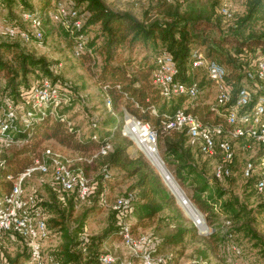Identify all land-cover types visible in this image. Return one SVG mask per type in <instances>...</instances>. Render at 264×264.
<instances>
[{"label":"trees","instance_id":"16d2710c","mask_svg":"<svg viewBox=\"0 0 264 264\" xmlns=\"http://www.w3.org/2000/svg\"><path fill=\"white\" fill-rule=\"evenodd\" d=\"M1 2L6 5L9 16L14 21L9 27L21 30L23 28L19 25L18 17L14 13L16 8H20L21 13L37 16L43 25L46 16L52 19L51 13L56 10L59 3H64L69 10L76 11L78 14L76 18L83 20L80 28H77L73 22L67 27L61 22L58 23L73 41L74 54L79 58L93 56L92 50L96 43L94 40L88 43L86 32L89 27L99 25L100 36L103 37L100 50L104 56V62L95 77L106 102L107 98L111 99L112 107H108L111 118L108 119L107 124L106 121L101 123L99 118L90 117L86 131H83V127L74 123L67 115L73 104L85 102V99L79 95L78 88L73 83L63 81L55 74L58 66L49 63L45 58L25 52L17 43L0 40V75L5 77L8 90L6 99L0 103L2 118H4L2 112L7 101H13L16 104L24 103L25 108H30L26 102V94H29L33 84L29 81L31 75H40L35 80L50 78L54 82L61 83L62 87L67 88L63 91V95L69 100L67 104L58 109V116L48 111L44 116L37 115L32 121L19 120L16 123V129H9L8 133L13 139L11 144L21 143V145L13 146L11 155L10 153L5 155L0 162V197L13 191L15 180L33 161L30 159L31 154L40 149L45 140L55 139L69 149L81 152L75 154H90L107 144L113 147V151H109L106 155H99L92 165L86 167L89 173V170L100 162V179H91L92 191L85 200L78 199L73 193L59 190L53 183L51 172L47 174L37 172L45 176L51 174L50 178L44 180L49 196L46 200L40 196L39 189L32 191L37 195L39 205H43L50 214L47 218L48 227L52 232L50 239L57 235L60 239L59 243L54 248L49 247L50 249L45 248L50 239L45 242L44 252L47 255H52L60 264H99L98 243H102V239L111 236L121 239L116 212L112 209L115 228L108 229L98 240L97 237L87 234L85 228L89 212L76 216L74 219V212L80 203L94 204L96 200L102 207L108 208L103 202L104 198L111 203L118 197H110L107 191L108 187H112L114 171H118L125 179L136 178L132 188L127 191H134L136 195L131 216L134 219L131 224V230L134 233L138 226L154 220L164 210H175L181 214L183 208L179 206L176 196L163 180L157 167L144 154L135 158L129 154L128 148L133 140L124 133L125 124L122 128L124 120L117 117L118 111L124 115L119 103L125 100L129 112L149 122L150 112L147 110L149 106L147 99H150L152 103H159L163 100L153 122L158 129V141L165 149L163 158L160 153L162 162H165H163L165 169L184 191L187 188L185 187L187 182H191L193 193L188 197L206 215L209 225H213L215 218L219 215L225 216V221H230V226L226 231L221 228L211 232L208 236H202L206 244L212 249L213 245L218 246L221 242L233 240L235 236H238L237 239L250 242L264 259V234L257 227L258 217L264 214V203H258L254 208L249 207L247 202L230 193L220 183V180L233 175L236 156L229 166L231 173H225L222 178H218L214 171L211 179L206 166H200L196 160V151L204 155L203 152L189 144L186 132L166 128V123L182 108L183 102L192 99L191 96L181 94L171 99H164L153 81V72L156 68L153 58L169 52L173 55L179 70L177 78L187 84L198 83L199 92L193 99H199L204 94L205 83L212 85V81L206 72L202 78H198L194 72L193 51L198 50L229 69L228 79L236 90L252 83L250 73L255 70V62L264 56V33H259L256 29L259 23L264 22V0H249L246 13L229 25L228 30L223 29L222 22L224 23V18L232 19L234 13L228 18L222 14L221 9L219 13H216L209 6L203 5L200 0H186L184 3L156 0L145 11L143 20L130 12L111 9L103 0H1ZM34 2L40 3V11L34 9ZM42 32V37L38 38L32 31H27L30 39L32 37L37 40L44 39L45 32ZM211 32H219V35L212 37ZM80 36H83L82 40L85 41L82 49H78ZM122 48L130 53L138 51L140 54L143 52L146 54L145 59L140 62L137 60L138 63L134 65L132 72L128 71L125 65H114L117 54ZM131 64L129 62V65ZM263 94L264 89H261L252 104ZM136 103L139 105L136 106ZM195 104L196 107L192 106L187 111L194 110L206 122L217 123L224 120L223 112L213 109L212 105L205 107L200 99ZM142 106L146 110L139 114V108ZM238 141L245 142L244 139ZM246 141L254 143L253 139H246ZM263 156L264 147L261 146L258 158ZM171 166H175V170H172ZM244 176L248 183H252L257 190L255 183L259 175L255 173L246 176L244 170ZM31 177L26 178L23 183L27 192L30 191L27 185ZM257 192L263 193L264 191L257 190ZM174 217L177 218V215ZM72 218L75 225L70 228ZM84 234L87 240L83 238ZM198 237L201 236L194 223L190 227L177 225L176 232L161 238L154 251L160 253L161 249L167 245H182L184 248L188 238L194 240ZM12 245L19 248L14 257L5 251ZM234 247L239 248L242 254L239 245L234 244ZM2 249L7 258L5 264H28L30 260L29 246L26 240L18 234L14 239L11 236L6 237ZM234 252L237 256L241 255L237 254L235 248ZM206 256L205 254L201 257L205 259ZM178 260L177 257L172 259L175 263H178ZM115 264L120 263L115 262ZM133 264H138V261L135 260Z\"/></svg>","mask_w":264,"mask_h":264},{"label":"built area","instance_id":"2783aa9c","mask_svg":"<svg viewBox=\"0 0 264 264\" xmlns=\"http://www.w3.org/2000/svg\"><path fill=\"white\" fill-rule=\"evenodd\" d=\"M221 12L228 18L233 15V11L226 6L221 8ZM24 16L30 20L34 28L33 33L41 38L42 21L32 14L25 13ZM76 17H78L77 12L69 10L64 3H59L56 10L51 13L53 21L61 22L66 27L73 22L77 28H80L83 20ZM7 30L13 36L19 35L30 40L25 30L16 27H8ZM82 39L83 36H80L78 49L84 47L85 41ZM193 58V69H204L211 79L216 93L212 107L223 112L224 120L217 123L206 122L199 114L182 107L166 123V128L185 131L190 145L199 148L207 157H218L215 174L218 178H222L225 173H231L229 166L236 156L234 141L253 139L254 143L264 147V94L252 104L258 92L264 89V56L255 62V70L250 73L253 82L238 90L229 81V73L225 65L208 58L203 51H193ZM154 62L156 68L153 72V81L164 99H171L181 94H188L192 99L197 96L199 92L197 82L187 84L177 78L179 70L171 53L164 52L157 56ZM65 90L66 88L59 82H54L50 78L33 81L29 94H26V102L30 108H25L24 103L16 104L13 101H7L5 104L2 112L4 118L0 115V139L11 143L13 139L8 131L10 128L16 129V123L19 120L32 121L37 115L44 116L48 111L58 116V109L68 100L63 95ZM110 105L109 98L108 106ZM18 109H23L24 112L20 118L17 114ZM154 112L157 114L156 110ZM152 137L154 140L153 132ZM109 151H113L110 144L102 146L91 154H69L52 146L44 149L42 156L15 180L13 191L0 197V264H5L7 261L2 249L6 237L11 236L14 239L16 234L23 237L29 246L28 264H60L52 255L44 252L45 242L50 239L52 232L48 227L43 207L39 205L37 195L34 191H25L24 180L37 172L44 174L51 172L53 183L59 190L73 193L78 199L85 200L92 191L91 177L86 167L92 165L96 157L106 155ZM259 159L258 165L252 161L247 163L245 175L258 174L259 179L255 187L259 192H263L264 156ZM257 166L261 168L257 169ZM135 198V192L129 191L118 196L111 203H108L106 198L103 200L109 209L116 212L124 245L139 264H174L171 257L154 251L157 243L152 237L147 234H136L131 230L130 219ZM85 234L83 238L87 240ZM234 248L237 254H241L239 248ZM115 261L116 258L112 254L99 255V264H113ZM127 264H133V261Z\"/></svg>","mask_w":264,"mask_h":264},{"label":"rangeland","instance_id":"374dc122","mask_svg":"<svg viewBox=\"0 0 264 264\" xmlns=\"http://www.w3.org/2000/svg\"><path fill=\"white\" fill-rule=\"evenodd\" d=\"M54 1V0H53ZM106 5H108L111 9H114L119 12H130L134 14L140 20L145 18L144 13L150 7V5L154 4L156 0H103ZM170 1H181L185 2L186 0H170ZM203 5L209 6L216 13H219L222 7L230 8L234 17L232 19H225L224 23L222 22V27L225 30H228L229 25L233 24L236 19L242 15H244L247 11V4L249 0H200ZM34 9L40 11L41 5L38 2H34ZM15 15L18 17V23L25 31L33 32L34 28L31 26V22L29 19H26L24 16L25 13H21L20 8H16L14 10ZM42 13V12H41ZM23 17V18H21ZM44 25L41 27L42 31L45 32V36L43 40H37L32 38L30 40H26L21 37H13L8 34V27L14 22L13 18L9 16L8 8L5 4H3L0 0V40L2 41H11L19 44V46L27 53L33 54L36 57L45 58L49 63L56 64V72L63 81H68L73 83L79 91V95H81L85 102H79L72 105V108L68 110V117L76 124L81 125L83 127V131L87 130L88 124L90 123V117L99 118L100 122L103 123L106 121L108 124V119L111 118V113L108 110V99L106 102V98L102 94L100 89V85L97 84L96 75L100 72V68L102 63L104 62V56L102 55V51L100 50L103 42V37L100 36V28L99 25L91 26L87 29L86 35L88 38V43L92 40L95 41L94 50H92L93 56L91 58L88 57H77L74 54L73 41L68 37L62 27L58 22L53 21L52 19L45 17ZM257 31L259 33H264V22L259 23L257 26ZM212 37H217L219 32H211ZM145 52L140 54L138 51L134 53H130L125 49H120L116 60L114 61V65H125L126 69L132 72L134 65L138 63V61H142L145 59ZM138 60V61H137ZM153 58V62H154ZM129 62L132 64L129 65ZM228 69V68H227ZM229 71V69H228ZM195 74H197L198 78H202L205 74L203 69H195ZM230 72V71H229ZM96 76V77H95ZM40 77V75H31L30 83H32L36 78ZM61 84V83H60ZM202 96L199 98L200 102L203 103L205 107L211 106L215 102V89L213 85H206L203 87ZM67 89V88H66ZM8 94V90L6 89V79L3 75H0V103L6 99V95ZM199 99H188L186 102H183V106L186 109L190 107H196V101ZM149 106H147V110H149L150 121H144L139 119L141 122L147 124L150 128L151 133L155 139L153 140L154 144L152 146L156 147L155 151L157 155L164 156L165 149L158 141V129L154 126L153 118L157 115L154 110L158 112L159 106L162 104L163 100H160L159 103H152L150 99H147ZM69 100L63 102V105L67 104ZM139 103H136L138 106ZM201 105V104H200ZM112 107V102L109 108ZM120 110L124 111V115H121L120 111L117 112V117L119 119H123L124 123L122 124V128L124 124L128 125V118L126 120L125 111L129 112L128 105L125 100H122L119 103ZM140 107V113L146 110ZM23 109H18L19 118L23 116ZM207 110V108H206ZM194 111V110H193ZM195 112V111H194ZM131 113V112H129ZM132 114V113H131ZM198 114V113H197ZM133 115V114H132ZM116 117V116H115ZM130 137V136H128ZM132 139V138H131ZM133 140V139H132ZM233 140V139H232ZM236 152V163L234 168V173L230 177L226 179L220 180L221 185L227 189L233 195L239 196L242 201L247 202L249 207H256L258 203H264V192L258 193L257 190L253 187L252 183H248V180L244 176V170L247 166V163L252 160L256 165L259 164L260 159L258 158V152L261 148L260 145L256 143H249L245 141L242 143L241 141L233 142ZM20 146L21 143H6L5 140L0 139V162L3 160L5 155H11V150L13 146ZM56 147L63 150L69 154L81 153L75 149H69L68 147L60 144L55 139H48L42 142L40 149L36 152H33L30 156L32 159L31 165L35 162V160L42 156L44 149L46 147ZM160 151V152H159ZM95 152V151H94ZM91 152V153H94ZM129 154L135 158L142 156V154L146 155L144 151L139 146L138 142L133 140V143L128 148ZM90 153V152H89ZM90 153V154H91ZM161 153V155H160ZM196 160L200 166H206L208 170V175L211 179L214 176L215 167L218 161V157L208 158L196 151ZM147 156V155H146ZM152 162L156 165L154 160L148 155ZM150 160V161H151ZM162 161V160H161ZM163 163V162H162ZM100 162H97L90 170L89 175L92 180L100 179ZM157 167V165H156ZM158 168V167H157ZM172 170H175V166H171ZM260 166H257V169H260ZM159 169V168H158ZM161 174L163 175L161 169H159ZM49 176H45L42 174H35L31 177L28 183V190L32 191L35 189L40 190V196L46 200L48 196V189L45 187L46 182L44 181L46 178H50ZM169 189L177 195L172 186L169 184L165 176ZM163 179V180H164ZM136 178L125 179L122 178V175L118 171H114V179L112 183V187H108L107 191L110 194V197H116L119 195H123L134 185ZM111 183V182H110ZM109 184V183H108ZM185 189L187 196L192 195V184L191 182H187ZM183 192V191H182ZM184 194V192H183ZM112 195V196H111ZM178 196V195H177ZM179 198V196H178ZM180 199V198H179ZM112 202V201H111ZM41 204V203H40ZM181 204L185 210L179 214L178 212L171 210H164L159 215L156 216L154 220L148 221L147 223L138 226L136 229V234H147L154 239L157 243L161 240V238L173 235L176 232L177 225H183L190 227L193 222L189 211L185 208L182 201ZM42 205V204H41ZM43 211L47 218L49 217V213L45 210L44 206ZM89 212V216L86 220V231L87 234L92 235L93 237L98 238L102 237L106 231L110 228H115L114 220H113V211L109 208L102 207L96 200H94V204L90 202H84L77 205V208L74 212V219L76 216H81L83 213ZM188 216H187V215ZM177 215V218L174 216ZM205 215V214H204ZM192 218V219H191ZM206 218V215H205ZM74 219L72 218L70 221V228L75 225ZM131 222L134 219H130ZM195 224V223H194ZM208 224V223H207ZM119 225V224H118ZM209 225V224H208ZM230 223L225 221V216L219 215L215 218V222L213 225H209V232H214L217 229H223L226 231ZM257 227L259 231L264 234V214L258 217ZM201 237H198L194 240H190L188 238L186 240L184 248L181 246L175 245H167L162 248L161 254H164L171 259L174 260L179 258L177 264H189V263H199V264H231L233 262L237 264H264V259L261 256L260 252L256 250L254 246L251 245L250 242L237 239L238 236H235L233 240H226L225 242H221L218 246L213 245V248H209L206 244V240L202 238V236H208L209 234H201ZM60 239L59 236H53L48 243L45 245L46 249L54 248ZM99 244V253H109L112 254L116 258V263L127 264L130 261H135V259L129 253L128 248L124 245L122 239L118 237L111 236L110 238L102 239V243ZM97 244V245H98ZM239 245L242 249L241 255H236L234 252L233 245ZM22 246V243H20ZM50 247V248H49ZM182 247V248H181ZM18 247L16 245L9 246L5 249L8 251L11 257H14L18 252ZM181 251V252H179ZM207 255L205 259H202V255ZM115 264V263H114ZM139 264V263H138ZM175 264V263H174Z\"/></svg>","mask_w":264,"mask_h":264},{"label":"bare ground","instance_id":"6f19581e","mask_svg":"<svg viewBox=\"0 0 264 264\" xmlns=\"http://www.w3.org/2000/svg\"><path fill=\"white\" fill-rule=\"evenodd\" d=\"M126 132H127L126 135L130 136L133 140L138 142L139 146H141V149L144 151V153L147 155L148 158H149L148 155L151 156V158L156 163L157 167L159 169H161L163 175L165 176V178L167 179L169 184L172 186L174 191L177 193V195L181 199V201H182L183 205L185 206V208L189 211L191 217L194 218V219L191 218L193 220V222L195 224H197L201 229L204 230L205 229V221H204L203 215H201L200 211L193 206L194 204H193V202L190 200V198L188 196L187 197L189 198V200L191 201V203L193 205L189 202V200H187V202H185L183 200V199H185V198H183V196H184L183 188L181 186L179 187V185L174 180L173 176L168 172L167 169H165V166L163 165L161 159H159V156L157 155V152L155 151L156 148L151 145V144H154V143H153V137H152V133L150 131L149 126L147 124H145V123L144 124L143 123H138L136 118L134 119L132 116H129L128 117V125H127ZM151 162H152V160H151ZM185 194H186V192H185Z\"/></svg>","mask_w":264,"mask_h":264},{"label":"water","instance_id":"95a60500","mask_svg":"<svg viewBox=\"0 0 264 264\" xmlns=\"http://www.w3.org/2000/svg\"><path fill=\"white\" fill-rule=\"evenodd\" d=\"M129 116H132L134 119L136 118L134 115H132L131 113H129V112H127V111H125V117H126V120H127V118L129 117ZM137 119V118H136ZM137 122L138 123H142L140 120H138L137 119ZM126 130H127V123H126V125H125V127H124V133L125 134H127V132H126ZM156 148V147H155ZM158 169V168H157ZM158 171H159V173L161 174V172H160V170L158 169ZM161 176H162V178L164 179V177H163V175L161 174ZM164 181H165V179H164ZM166 182V181H165ZM167 184V183H166ZM168 185V184H167ZM169 187V186H168ZM174 195L176 196V199H177V201H178V203L180 204V206L183 208V206H182V204H181V199H179L178 198V196L174 193ZM182 198V197H181ZM183 198H185V199H183ZM183 200L185 201V202H187V200L189 199L188 197H187V195L185 194V191H184V196H183ZM194 204V206L198 209V207L195 205V203H193ZM183 210H184V208H183ZM199 210V209H198ZM200 211V210H199ZM184 212H185V210H184ZM186 213V212H185ZM200 213H201V215H203V217H204V221H205V229L203 230V229H201L197 224H195L197 227H198V229H199V233H201V234H209V233H211V232H209V225L207 224V221H206V218H205V215L200 211ZM187 215V214H186ZM200 221V220H199Z\"/></svg>","mask_w":264,"mask_h":264}]
</instances>
